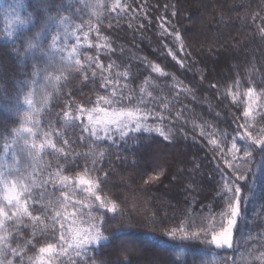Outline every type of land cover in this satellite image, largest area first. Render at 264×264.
<instances>
[{
	"label": "trees",
	"instance_id": "trees-1",
	"mask_svg": "<svg viewBox=\"0 0 264 264\" xmlns=\"http://www.w3.org/2000/svg\"><path fill=\"white\" fill-rule=\"evenodd\" d=\"M120 2L124 11H113L115 0H0V207L3 180L24 174V197L40 192L50 174L68 178L65 188L60 181L47 185V215L35 233L24 228L16 241H31L23 264H136L149 244L167 253L157 264H233L238 255L244 261L235 264H264L246 263L264 256V146L240 140L245 130L238 127L264 128V0ZM162 26L181 41L162 35ZM255 44L262 52L253 62L244 50H258ZM80 109L85 114L74 120ZM105 112H131L141 130L124 139L117 134L114 142L82 131L88 114ZM29 127L31 134L23 131ZM144 127L171 130V138ZM233 138L252 151L247 164L243 151L231 157ZM33 141L44 149L30 152ZM229 162L244 178L232 177L240 188L239 216L226 249L206 239L214 227L219 233L217 217L228 210L221 189L233 172ZM156 175L158 181L146 182ZM26 206L32 210L31 199ZM93 224L106 239L78 256L74 238ZM14 229L6 221L0 234L11 239ZM49 244L52 252L41 253ZM6 259L20 264L10 253Z\"/></svg>",
	"mask_w": 264,
	"mask_h": 264
},
{
	"label": "snow or ice",
	"instance_id": "snow-or-ice-1",
	"mask_svg": "<svg viewBox=\"0 0 264 264\" xmlns=\"http://www.w3.org/2000/svg\"><path fill=\"white\" fill-rule=\"evenodd\" d=\"M125 5L120 2V0H115L113 4V11L119 9L120 11L125 10ZM162 35H171L173 36L175 41H181V35L176 33L173 29L172 32H169L166 27H163ZM57 41V37H52V45L55 47ZM33 44H29V47H33ZM165 48H168V45H164ZM75 51V49H73ZM168 55L172 56V59L175 60L176 57L172 53L171 49L168 50ZM76 64H80V61L77 59ZM94 59L89 60V65L94 63ZM150 64V62H149ZM151 66V65H150ZM183 66V65H181ZM97 67L103 68L101 65L97 64ZM153 71L160 73L161 75H166L165 72L161 70L158 66H153ZM51 79V77H49ZM203 79V77H202ZM248 96H252V90L249 89ZM105 104H111L112 101L105 99L104 97L100 98ZM26 103L29 105L32 104V100L26 98ZM81 115L73 117L74 120H79L85 114L84 109L79 110ZM67 116V113L65 114ZM107 115V114H106ZM243 115L245 117L249 116V111L245 110ZM125 116L124 113H120L119 116H114V118L106 119L103 121L95 120V118L88 114V125H84L82 127V131L89 132L91 136H94L97 141L104 139H112L114 142V136L119 135L120 139H124L126 136L130 134V132H135L141 130V124L138 120L134 119L133 113L129 112L126 114L127 119H123L121 117ZM114 125V128L112 127ZM238 127L243 128L245 131L240 134L239 139L244 140L245 142H251L253 146H264V128L257 129L256 131L252 130V126L248 123H242L238 125ZM144 131H156L160 134L165 140L171 138L170 131L165 132L163 128L156 127L155 129L151 127H144ZM24 132L28 134L32 133V129L25 128L23 129ZM100 132H103V137L100 136ZM19 134V130H18ZM28 144V141H25ZM67 143V141H65ZM210 143L213 145L216 144L215 140H211ZM50 147H52L55 151L59 152L61 149H57L54 144L49 142ZM45 144L41 143L39 146L33 141L29 146V151L33 153H38L42 149H44ZM243 151V158L241 160L242 164H247L249 162L248 158L252 156V151L249 149H241L237 146V140L233 138L231 149L229 153L233 160L237 158V153ZM103 155V153H101ZM229 167L233 169L232 175H230L227 180L223 183L221 194L225 197V201L227 204V212H222L218 217V227L220 229L219 233L216 232L215 227L212 229V235L210 239H206L207 243L214 244L217 247L220 246H231V238L234 231V226L239 216V197H240V188L236 185L232 177H235V180H241L244 178V174L240 171L238 165L229 162ZM102 170V169H101ZM19 172V169L17 170ZM163 175V173H160ZM160 175L152 176L149 178V181L146 182H154L160 179ZM223 179V173H221ZM0 179H3L0 177ZM67 177L61 178L60 173L57 172L55 174H50L49 181L42 182L40 184V192L33 194H29L28 196L21 197V193L28 192L27 188V181L25 180L24 174H20L18 178H14L12 182H8L7 180H3L5 184V192L6 195L4 200L6 201L3 207H0V233H3L6 230V221H11L12 224L15 226V235H12L11 239L7 236L0 234V264H13V260L6 259L8 254L10 253L13 258L20 257V264H23V252H24V245L30 243L31 241H24L23 245L16 243L18 240H23V229L31 227L33 233L36 231V225H38L41 216L47 215V208L43 205L42 201L44 199L45 193H47V185L50 183L53 188L56 186V182L60 181L61 187H67L66 181ZM80 183L82 184H89V188L91 190L90 182L81 179ZM98 187V185H97ZM228 193H231V196H228ZM23 199L24 205H22L21 200ZM31 199L32 202V210L30 211L27 205V201ZM101 197L99 195L95 196V200L99 201ZM235 201V202H234ZM63 203V201H61ZM39 205V207H37ZM100 207H104L102 203ZM116 205L113 204L111 211H115ZM27 218V219H25ZM226 219V224L224 223ZM29 221H35L36 224H29ZM183 231V229H181ZM173 235H175V230H173ZM193 235H199V233H194ZM205 237H207V232L204 233ZM61 241L66 242V238L64 233L62 232L60 235ZM106 239L103 233L99 230L96 224H93L90 230H83L80 235L74 238V242L71 245L73 250L76 251L78 256H86L88 249V245L97 243L101 240ZM15 244V246H14ZM53 245L49 244L47 248H40V252H52ZM63 247L61 251L63 252ZM40 264H43V261H40ZM84 264H87V259H85ZM223 264H228L227 259L223 262ZM235 264V261H233Z\"/></svg>",
	"mask_w": 264,
	"mask_h": 264
},
{
	"label": "rangeland",
	"instance_id": "rangeland-1",
	"mask_svg": "<svg viewBox=\"0 0 264 264\" xmlns=\"http://www.w3.org/2000/svg\"><path fill=\"white\" fill-rule=\"evenodd\" d=\"M255 45H257V49L258 50H256L255 46H252L253 48H251V49L248 46V47H246V50H244V53L248 56V58L252 59L251 61H253V62H254V57H257L258 51H259V53L262 52L260 44H255ZM234 66H235L234 64H231V67H234ZM127 113H129V112H127ZM127 113H124L125 116H123L121 118L127 119V116H126ZM119 115H120V113H108V112H105V113H102V114L96 116L95 120L103 121V120H106V119L114 118V116H119ZM232 239H233V235H232V238H231V246H220V247L226 248V249L232 248V246H233ZM123 241H126V240H123ZM144 247H146V249L148 250L147 251L148 254L145 253V252H143L142 254L138 253L139 257H137V256L134 257V261H135L136 264H157L159 260L166 259V257H167V253H164L163 249L161 250L159 248H152L150 244L149 245H145ZM241 257L242 256L238 255L236 257V260H234L235 263H241V262L243 263L244 260H242L243 258H241ZM140 258L144 262H142V263H140L141 261L138 262L137 260L140 259ZM232 261H233V259L231 260V262ZM246 261H247L246 263H264V256L263 255H259V256L254 257L253 259H246Z\"/></svg>",
	"mask_w": 264,
	"mask_h": 264
}]
</instances>
